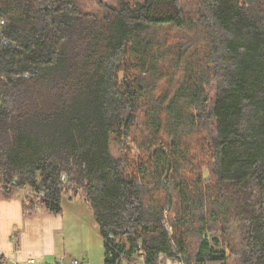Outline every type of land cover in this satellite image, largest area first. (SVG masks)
Masks as SVG:
<instances>
[{"label":"trees","instance_id":"obj_1","mask_svg":"<svg viewBox=\"0 0 264 264\" xmlns=\"http://www.w3.org/2000/svg\"><path fill=\"white\" fill-rule=\"evenodd\" d=\"M90 1L0 0L1 188L104 264H264V0Z\"/></svg>","mask_w":264,"mask_h":264},{"label":"crops","instance_id":"obj_2","mask_svg":"<svg viewBox=\"0 0 264 264\" xmlns=\"http://www.w3.org/2000/svg\"><path fill=\"white\" fill-rule=\"evenodd\" d=\"M67 199L72 204L86 205L92 212L82 200ZM98 243L94 229L76 209L65 214L62 206L58 215L24 217L22 192L9 196L0 185V252L8 264H24L29 259L39 264L54 263L59 258L104 264V246Z\"/></svg>","mask_w":264,"mask_h":264},{"label":"rangeland","instance_id":"obj_3","mask_svg":"<svg viewBox=\"0 0 264 264\" xmlns=\"http://www.w3.org/2000/svg\"><path fill=\"white\" fill-rule=\"evenodd\" d=\"M5 1V0H4ZM120 1H122V0H91L90 2H89V4H87V6H86V10L87 11H99L100 9H101V7L103 6V5H111V4H117V3H119ZM112 154H113V156L115 157V158H119L120 157V153H119V151L115 148V146H112ZM137 152H138V150L137 149H134V151L132 152V154L134 155H136L137 154ZM205 176L207 177L208 176V174H207V172H205ZM62 206H63V209H64V213L65 214H68L69 212H70V210H75L76 209V211L79 213H81V215L82 216H84V218H85V220H86V224L88 225V226H91V229L93 228L94 229V231H95V233L97 234V236H98V238H99V246H102V243H103V241H102V238H101V236H100V233H99V230H98V227H97V225L95 226V224H96V222H95V219H94V214H93V212H91V210H89L88 208H87V206L86 205H84V204H82V203H80V202H78V203H76V204H72L70 201H68V199L67 198H64L63 199V204H62ZM209 237H210V239H213V238H216L217 236H214V235H209ZM221 241V240H220ZM98 244H97V246H98ZM221 248H222V245L220 244L219 246H217L216 247V249L217 250H221ZM101 254L104 256V254H105V252H104V250H103V248H101ZM215 264H217V263H215Z\"/></svg>","mask_w":264,"mask_h":264},{"label":"built area","instance_id":"obj_4","mask_svg":"<svg viewBox=\"0 0 264 264\" xmlns=\"http://www.w3.org/2000/svg\"><path fill=\"white\" fill-rule=\"evenodd\" d=\"M167 213H168V209H166L164 211L165 218H164L162 225H164V227L167 230V232L169 233V235H172L173 234V228L170 226L171 224H169V222H168ZM0 258L2 259V264H8L1 252H0ZM141 258H142V260H140V261L137 260V262L133 263V264H145V262H144L145 256L141 255ZM109 262L110 263H107V264H127L125 262L120 263V261H118L114 255H110ZM160 263L161 264H186L185 260L182 257H180L178 260L174 261L172 259L165 258L164 256H160ZM24 264H39V263L36 259H29ZM45 264H86V263L81 261V260H78V259L65 260L63 258H59L54 263H45ZM195 264H201V262H197ZM202 264H205V263H202Z\"/></svg>","mask_w":264,"mask_h":264}]
</instances>
